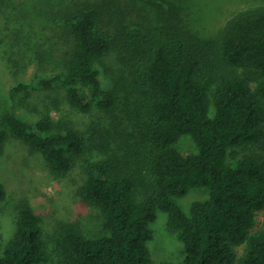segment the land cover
Masks as SVG:
<instances>
[{"label": "trees", "instance_id": "trees-1", "mask_svg": "<svg viewBox=\"0 0 264 264\" xmlns=\"http://www.w3.org/2000/svg\"><path fill=\"white\" fill-rule=\"evenodd\" d=\"M97 2L0 0V56L7 58L8 67L19 66L17 47L27 59L26 48L35 43V18L52 20L51 30L59 22L72 40L70 51L63 56L58 36L36 55L39 64L67 60L57 65L60 70L36 75L34 86L63 90L70 106L80 112L95 106L113 113L120 97L102 88L96 61L115 53L128 65L123 75L134 78L128 83L120 78V87L138 99L141 108L132 124L129 156L138 163L136 168L97 161L88 167L78 191L102 211L103 235L88 237L75 225H56L49 235L56 264H173L153 263L147 247L157 210L167 214V228L183 244V264H264V158L236 156L245 145L264 143V4L239 10L216 36L206 38L185 25L178 3L169 18L151 22L145 31L125 32L120 24L112 32L102 20H114L115 12L105 16ZM102 4L110 11V4ZM28 88L18 83L10 97ZM10 135L41 153L58 176L68 174L85 151L76 128L46 117L30 122L4 113L0 156ZM185 135L195 142V152L182 153L177 147ZM194 187H206L209 196L194 201L185 213L173 198ZM5 194L0 183V201ZM258 212L263 220L254 231ZM48 259L40 217L30 203L21 202L14 233L0 250V264H41Z\"/></svg>", "mask_w": 264, "mask_h": 264}, {"label": "rangeland", "instance_id": "rangeland-1", "mask_svg": "<svg viewBox=\"0 0 264 264\" xmlns=\"http://www.w3.org/2000/svg\"><path fill=\"white\" fill-rule=\"evenodd\" d=\"M84 1L100 2L105 16L108 12H115L114 20H108V17L102 20L112 32L115 31L116 25L120 24L125 26V28L120 26L125 32L134 31L133 28L145 31L151 22L158 24L169 18L172 6L178 3V15L182 16L185 25L206 38L216 36L225 20L239 10L264 4V0H75L78 4ZM103 2L111 5L110 11L102 4ZM46 9L52 11V8ZM121 9H124L122 13L126 16L118 12ZM55 11L57 10L53 9L51 16H56ZM42 19L35 18V43L26 48L25 61L21 58L24 49L21 51L18 47L17 58L20 59L18 67H8L7 58L0 56V117L10 112L24 121L32 122L46 117L56 124H68L83 135L85 151L75 158L68 174L58 176L49 170L41 153L32 151L22 140L8 136L0 156V183L6 190L4 199L0 201V250L14 233L18 205L26 201L40 217V226L45 235L49 259L41 264H56L57 257L51 250L49 240V235L56 225H75L88 237L103 235L102 211L98 206L80 198L78 191L86 180L88 167L97 161L111 160L122 169L132 166L136 168L138 163L136 165L135 160L133 162L129 156L132 155L130 150L133 147L132 124L136 123L141 108L136 103L138 99L120 87L123 85L119 82L120 78H124L126 83L132 82L134 78L127 73L123 75V71H126L123 68L128 65L121 63L115 53L96 61L102 88L114 90L120 97L113 113L105 114L95 106L89 112L83 113L70 106L63 90H43L35 87L36 75L49 74L58 68L60 70L62 67L57 65L67 60L57 59L39 64L36 50L44 53L49 48L51 40L53 38L58 40V36L62 43L60 47L64 51L63 56H66L72 46L70 37L61 30V23L57 22V27L51 30L55 23ZM55 32L58 35L54 36ZM10 57H13V53H10ZM18 83H26L29 88L25 93L12 99L9 91ZM177 147L182 153L195 152L197 149L193 139L187 135L179 139ZM244 154L264 158V143L248 144L236 150L237 157ZM141 172L146 176L145 170ZM140 188L141 186L138 190ZM208 196L209 191L206 187H194L183 196L173 199L185 213H189L194 201H204ZM262 220V212H258L254 231L261 226ZM149 228L152 231V238L147 242V247L153 263L183 264V244L176 234L167 228V214L157 210ZM237 252L241 255L242 245L237 247Z\"/></svg>", "mask_w": 264, "mask_h": 264}]
</instances>
